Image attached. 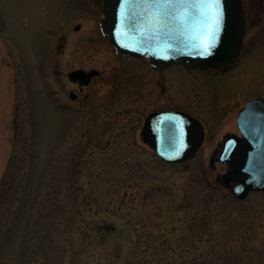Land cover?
Instances as JSON below:
<instances>
[{
    "label": "rangeland",
    "instance_id": "obj_1",
    "mask_svg": "<svg viewBox=\"0 0 264 264\" xmlns=\"http://www.w3.org/2000/svg\"><path fill=\"white\" fill-rule=\"evenodd\" d=\"M102 2L0 0V264H264V190L238 199L213 151L264 98V0H242L238 60L187 79L117 51ZM76 68L100 74L80 92ZM173 108L206 137L169 164L140 130Z\"/></svg>",
    "mask_w": 264,
    "mask_h": 264
},
{
    "label": "water",
    "instance_id": "obj_2",
    "mask_svg": "<svg viewBox=\"0 0 264 264\" xmlns=\"http://www.w3.org/2000/svg\"><path fill=\"white\" fill-rule=\"evenodd\" d=\"M218 26L210 9L197 0H174L159 10L152 0H103L100 28L110 44L124 55L147 58L154 66L181 63L188 68L219 71L239 56L246 30L242 0H219ZM79 25L75 26L78 29ZM97 70L75 69L68 78L87 85ZM71 97L75 98L73 92ZM241 137L225 140L220 160L228 164L224 184L236 183L234 193L244 198L264 190V99L254 98L237 117ZM141 136L165 162L192 158L203 140L200 122L182 111L150 113ZM37 264H45L43 262Z\"/></svg>",
    "mask_w": 264,
    "mask_h": 264
},
{
    "label": "flooded vegetation",
    "instance_id": "obj_3",
    "mask_svg": "<svg viewBox=\"0 0 264 264\" xmlns=\"http://www.w3.org/2000/svg\"><path fill=\"white\" fill-rule=\"evenodd\" d=\"M179 66L183 68L182 71H183V73H184L183 76H182V75H179V76H181V78H184V79L191 78V77H190V75H191L190 72H197V73H199V74H200V73H202V74H207V75H209V76H217V75H221V74H222V71H201V70H198V69H189V68H187V67H185V66H182V65H179ZM169 67L171 68L172 65L167 66V67H163V68H158V67H153V68H155L157 71H160V70H163V69H165V68H169ZM185 73H187V74L185 75ZM99 74H100V73H98V75H99ZM199 74H198V76H199ZM98 75L93 76V77L91 78V82H90L87 86H84V85L80 84L79 82H74V84H76V85L78 86L79 91L81 92V91L83 90V88L88 87V86L93 82V79L96 78ZM76 93H77V92H76ZM77 97H78V93H77V95H76V98H77ZM243 106H244V105H243ZM173 109L182 110V111H184V112L190 114V115L193 116L194 118H197V119L202 123V125H203V129H204V140H203V143H202V145H201V147H202L203 144H204V142H205V137H206L205 125H204V123L202 122V120H200V118H198L197 116H195V115L189 113V112L186 111V110L179 109V108H173ZM165 110H167V109H165ZM239 110H240V109H239ZM239 110H238V112H239ZM237 115H238V113H237ZM237 115H236V119H235L236 125H237ZM230 123H231V122L228 121V122H226L225 124L229 125ZM225 126H226V125H225ZM230 133L240 134L239 130H238V132H235V131H226V132L224 133V134H225L224 137L221 138V139L219 140V142L216 143V145L213 147V151H214V152L219 153V152H221V151L224 149V144H223L224 139H225V137H226L228 134H230ZM215 158H217V156H216ZM223 165L226 167L225 164H223Z\"/></svg>",
    "mask_w": 264,
    "mask_h": 264
},
{
    "label": "snow or ice",
    "instance_id": "obj_4",
    "mask_svg": "<svg viewBox=\"0 0 264 264\" xmlns=\"http://www.w3.org/2000/svg\"><path fill=\"white\" fill-rule=\"evenodd\" d=\"M155 3L157 9L163 10L173 6L174 0H152ZM219 0H197V3L205 9H210L214 18V23L218 26L221 13L217 9Z\"/></svg>",
    "mask_w": 264,
    "mask_h": 264
}]
</instances>
